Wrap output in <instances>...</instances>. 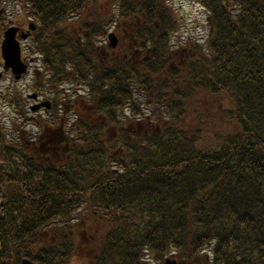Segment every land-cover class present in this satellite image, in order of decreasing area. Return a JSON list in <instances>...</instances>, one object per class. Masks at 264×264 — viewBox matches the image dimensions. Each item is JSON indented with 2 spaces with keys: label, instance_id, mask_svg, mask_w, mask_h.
Returning a JSON list of instances; mask_svg holds the SVG:
<instances>
[{
  "label": "trees",
  "instance_id": "trees-1",
  "mask_svg": "<svg viewBox=\"0 0 264 264\" xmlns=\"http://www.w3.org/2000/svg\"><path fill=\"white\" fill-rule=\"evenodd\" d=\"M16 1L53 109L3 96L0 264H264V0H197L209 38L178 48L171 0Z\"/></svg>",
  "mask_w": 264,
  "mask_h": 264
},
{
  "label": "rangeland",
  "instance_id": "rangeland-1",
  "mask_svg": "<svg viewBox=\"0 0 264 264\" xmlns=\"http://www.w3.org/2000/svg\"><path fill=\"white\" fill-rule=\"evenodd\" d=\"M171 4L175 10L176 18L179 23L178 35L175 39V45L188 40H200L203 43L208 39L210 30L208 27L207 12L197 3L196 0H171ZM6 6L7 23H17L22 15L21 6L15 0H4ZM114 31V29H112ZM36 70L35 63L30 69V75L24 80L17 82L11 73L5 75L0 81V118L4 121L10 122L14 118L12 109L4 104L3 94L16 87L22 88L23 92L31 93L32 90L28 88L31 84V75ZM3 70L0 68V72ZM32 94V93H31ZM35 103H32L34 105ZM31 105V104H30ZM204 114L209 118L204 117L209 122V126L213 132H231L234 129V123L227 121L223 115V109L231 108V103L220 98L215 100L204 99ZM44 114V113H42Z\"/></svg>",
  "mask_w": 264,
  "mask_h": 264
},
{
  "label": "water",
  "instance_id": "water-1",
  "mask_svg": "<svg viewBox=\"0 0 264 264\" xmlns=\"http://www.w3.org/2000/svg\"><path fill=\"white\" fill-rule=\"evenodd\" d=\"M17 29H10L5 34V40L2 44L3 58L5 60V69H12L13 73L16 75L17 79H20L21 76L26 72L27 66L24 65L21 59V48L19 42L16 40ZM27 36H24L26 38ZM112 41V46L117 45V39L114 35L110 36ZM2 75L0 74V78ZM23 264H31L28 261H24ZM167 264H175L168 262Z\"/></svg>",
  "mask_w": 264,
  "mask_h": 264
},
{
  "label": "bare ground",
  "instance_id": "bare-ground-1",
  "mask_svg": "<svg viewBox=\"0 0 264 264\" xmlns=\"http://www.w3.org/2000/svg\"><path fill=\"white\" fill-rule=\"evenodd\" d=\"M201 263V262H200ZM199 263V264H200ZM202 263L204 264V261H202ZM208 264H212V259L209 260V263Z\"/></svg>",
  "mask_w": 264,
  "mask_h": 264
}]
</instances>
